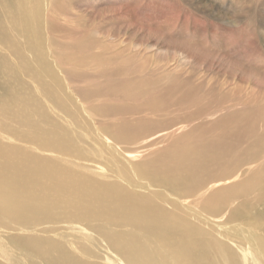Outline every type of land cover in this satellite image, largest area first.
I'll list each match as a JSON object with an SVG mask.
<instances>
[{
    "label": "rangeland",
    "instance_id": "1",
    "mask_svg": "<svg viewBox=\"0 0 264 264\" xmlns=\"http://www.w3.org/2000/svg\"><path fill=\"white\" fill-rule=\"evenodd\" d=\"M241 9L254 19L237 21ZM169 17L178 19L176 29L165 25ZM238 30L252 35L225 43L226 34ZM247 41L258 45L261 61L236 57V51L246 52ZM205 42L196 55L201 58L195 57L193 48ZM186 144L199 152L217 144L220 156L206 168L192 159L180 164L178 156L168 162L169 153ZM81 145L86 159L79 156ZM0 149L4 158H38L39 177L59 179L68 171L89 177L83 186L100 199L103 186H111L107 199L122 194L130 202L169 207L175 215L182 207L189 216L183 218L182 210L175 217L195 223L191 233L216 230L226 238H213L231 244L240 264H251L255 255L238 228L264 232L259 229L264 228V0H0ZM249 165L255 167L248 172ZM3 168L0 157L1 173ZM151 170L160 172L150 178ZM177 175L201 179L200 189L181 196L183 206L164 200L172 191L162 177ZM3 181L11 190L17 187L5 173ZM141 185L158 194L138 189ZM72 198L58 196L53 202ZM247 205L249 211L241 209ZM235 207H240L237 219L225 222L221 212ZM53 216L55 224L36 227L45 259L57 257L53 247L67 249L77 228L59 220L58 213ZM108 226L133 230L104 224L105 230ZM11 234L0 223V250L11 256L10 261L0 257V264H28L11 251ZM94 238L88 245L108 252L100 237ZM167 245L158 241L149 248ZM171 251L167 259L180 254L179 248L166 253ZM108 254L117 260L112 250Z\"/></svg>",
    "mask_w": 264,
    "mask_h": 264
},
{
    "label": "bare ground",
    "instance_id": "2",
    "mask_svg": "<svg viewBox=\"0 0 264 264\" xmlns=\"http://www.w3.org/2000/svg\"><path fill=\"white\" fill-rule=\"evenodd\" d=\"M251 16L248 15L246 9L244 12L241 9L235 16V19L237 21L248 22L254 19ZM165 25H170L176 29L179 22L177 18L173 19L169 17L165 21ZM188 30V27L184 28V31ZM201 30L209 40L214 39L212 35L210 36L207 29L202 28ZM251 35L249 31L239 30L233 34L228 33L226 34L225 43L229 42L234 45L236 42H239L238 39L240 37H249ZM254 36L259 37L256 34ZM201 44L203 47L198 46V48H193L195 57H198L196 55L201 53L200 51H203L207 45L206 42L204 45L203 43ZM246 45L248 48L246 52L236 51V57L239 59L261 61L262 56L258 45L254 44L253 46V42H248ZM198 58L201 57L199 56ZM33 129L42 135V131L37 127H33ZM81 147L80 150L77 149L79 156L86 159L87 153L85 152V148L83 145ZM217 147H219L217 144H212L208 149L209 151L206 149L205 152H199L196 149V145L186 144L172 150L167 156L168 162H170L172 156H178L180 164L192 159L196 161V167L200 164L206 168L209 166V162H213L215 158L217 159L220 156V153L214 151ZM0 157L2 165L6 167L3 168L5 176L9 178L10 183L17 186L11 190L8 185H5L4 181L3 185L0 184L1 227L13 232L8 245L14 248L11 251H15L22 256L28 264H33L31 258L36 257L39 261H42L37 264H163L161 257H163L165 264H240L237 252L232 245L221 241L222 238H226L224 235H220L212 228L196 229L197 232L195 234L191 233V229H194L195 223L189 224L183 221L182 216L183 218H187L189 213L183 210L182 207L176 208V215L182 212V210L186 215L178 216L180 218L178 222L175 212L169 207L160 209L140 200H137L136 203L130 202L128 197L122 194L117 196L109 195L107 199L108 192L106 190L112 191L111 186H103L106 190L102 191L104 198L100 199L97 191L93 192L92 189L86 187L91 182L89 177H75V175L70 174L73 171H68L70 175L62 173L59 179L53 175L39 177L37 172L38 166H40L38 158L30 157L27 160L18 161L11 155L7 156V158H4L3 155H0ZM194 161L193 163L195 164ZM41 164L46 165L44 162H41ZM254 167L253 165H249L247 168L248 172L253 170ZM189 171V169H185L186 173ZM159 172V170H151L148 176L153 178ZM4 173L0 172V180L4 178ZM62 180L63 183L60 184L59 182ZM162 180L163 185L172 191L171 195L165 194L164 200L177 206L181 204L180 199H185L181 196H185L188 193L191 194L201 187L200 178L193 179L192 177L187 178L186 176L177 175L174 177L164 176ZM84 182H87L85 186H83ZM138 189H143L142 191H147L150 194H158L151 192L145 185L139 186ZM58 196H72L73 198L54 203L53 198ZM6 199L9 201L4 204ZM256 203L261 207L257 200ZM127 208H131L129 210L136 212H130L126 210ZM205 208L206 206H203L199 212L201 217H205L202 214L205 212ZM239 208L235 207L223 210L220 216L225 222H234L238 217ZM241 209L249 211V206H243ZM54 213H58V219L68 226L71 227L73 224L77 228L75 233L71 235V240L68 242L69 245L66 246L68 247L67 249L53 247L52 251L57 254V257L50 258L48 256L45 259L46 246L43 239L35 234L36 227H39L42 223L55 224ZM212 217L216 218V216ZM104 224L128 226L133 230L128 232L114 231L111 226H108L107 230L109 232L105 230ZM215 225L222 224L216 222ZM246 227L247 225L240 226L238 233L244 238V244L248 250L255 255L251 264H264V232L263 234H254L247 230ZM80 228H85L90 235L85 236ZM259 229L264 231V228ZM135 230H139L140 232ZM172 231L177 234V239H174ZM19 232L26 234H19ZM192 234L194 237H192ZM213 234H216L221 240L213 238ZM95 236L100 237L104 243V248L108 252L95 251L94 248H99L98 245H88L93 243ZM227 240L230 241L229 239ZM158 241L168 242V249L152 250L149 248V244ZM173 241L178 242L175 244ZM175 248L180 249V254L175 259L174 256L167 259L166 257L173 252H166L169 249L174 250ZM110 250L115 254L117 260L107 258V256L112 258V255L108 254ZM0 252L1 259L10 261L11 256L9 252L4 249L0 250ZM222 252H227L228 256L223 257ZM155 257L157 258V262H151ZM43 259H45L44 262Z\"/></svg>",
    "mask_w": 264,
    "mask_h": 264
}]
</instances>
